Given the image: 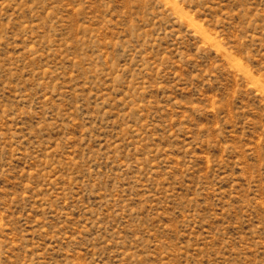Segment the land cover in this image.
I'll use <instances>...</instances> for the list:
<instances>
[{"label":"rangeland","instance_id":"1","mask_svg":"<svg viewBox=\"0 0 264 264\" xmlns=\"http://www.w3.org/2000/svg\"><path fill=\"white\" fill-rule=\"evenodd\" d=\"M0 264H264V0H0Z\"/></svg>","mask_w":264,"mask_h":264}]
</instances>
